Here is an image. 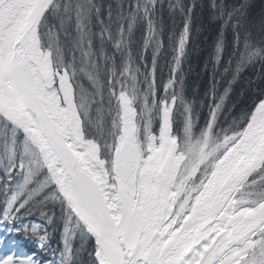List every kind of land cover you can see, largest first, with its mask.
Here are the masks:
<instances>
[{"label": "snow or ice", "instance_id": "6c2138e0", "mask_svg": "<svg viewBox=\"0 0 264 264\" xmlns=\"http://www.w3.org/2000/svg\"><path fill=\"white\" fill-rule=\"evenodd\" d=\"M161 7L128 0L105 16L95 0H0V264L45 252V264H264V98L225 119L229 89H213L201 117L180 75L195 7L181 0L158 96ZM213 8L235 28V72L264 62V42L241 49L245 4ZM224 54L221 35L215 65Z\"/></svg>", "mask_w": 264, "mask_h": 264}, {"label": "trees", "instance_id": "16d2710c", "mask_svg": "<svg viewBox=\"0 0 264 264\" xmlns=\"http://www.w3.org/2000/svg\"><path fill=\"white\" fill-rule=\"evenodd\" d=\"M105 14L109 6L113 12L117 10V6L121 3L126 4V0H95ZM176 0H161V11L159 15L162 17L164 29L165 47L161 51L156 60V81L157 95H164L163 86L167 83L172 70V47L182 31L184 15L179 9L172 10L170 4H175ZM181 4L185 7H192V24L191 38L189 40L186 56L182 61L180 75L183 79V91L187 99L194 100L200 106L203 105L202 100H207V109L204 111L205 116L208 111L209 92L213 89L215 92L222 89L223 94L226 88L229 89V95L226 98L227 105L232 117L242 115L252 109L254 104L264 96V62L256 61L235 72V52L237 50V38L235 28L231 23H224L223 19L217 16L213 4L226 6L228 10L232 7H239L245 4L243 15L241 17V29L239 38L242 42L245 37L250 36L257 44L264 42V0H181ZM94 30H97L94 28ZM222 35L225 44V54L219 65L214 64V44L218 36ZM172 40L169 41L168 37ZM134 39L136 45L142 49V32H137ZM139 49V50H140ZM138 50V49H137ZM139 53V52H138ZM144 61L142 65L144 71L150 70L153 56L152 48L149 47L144 53ZM232 63H229V61ZM228 67L229 72L225 73L224 68ZM216 94V93H215ZM201 117H205L201 113ZM58 211V210H57ZM33 219L32 217L29 218ZM14 226V225H13ZM9 227L6 222H0V229ZM22 235L9 236L8 239H16ZM60 239L59 231L54 232L53 247ZM76 248L80 247V242L76 241ZM86 247L87 244L85 245ZM35 245L30 241L24 242L25 251H32ZM90 248V247H88ZM38 251V250H37ZM48 253H40L39 258L42 264L52 259ZM81 259H84L83 254Z\"/></svg>", "mask_w": 264, "mask_h": 264}, {"label": "rangeland", "instance_id": "374dc122", "mask_svg": "<svg viewBox=\"0 0 264 264\" xmlns=\"http://www.w3.org/2000/svg\"><path fill=\"white\" fill-rule=\"evenodd\" d=\"M128 3V0H126V4ZM136 40L134 39V49H133V51H134V53H138V52H140L141 51V49H140V47L138 46V44L136 45V42H135ZM138 49V50H137ZM140 49V50H139ZM144 57H146V55H144ZM143 66H145V65H142V67H141V72L143 73V72H145L144 71V67ZM221 91H222V89H219V91H217V92H215L216 93V95L217 96H219V95H222V93H221ZM211 92V91H210ZM209 92V93H210ZM262 98H264V96L262 97ZM203 101V105L201 106V113L202 114H204V116H205V110L207 109V107H206V105H207V100H202ZM210 101L211 100H208V105L210 104ZM226 102V101H225ZM206 104V105H205ZM227 107V105L225 104V106H224V113H223V115H224V118L225 119H230V118H232V114H231V112H229V110H228V108H226ZM206 114H207V112H206ZM23 239V237L22 236H20L19 238H18V240H22ZM87 246L88 247H90L91 245H90V242L87 244ZM50 253H48L47 255H49ZM49 256H51V254L49 255ZM52 257V256H51Z\"/></svg>", "mask_w": 264, "mask_h": 264}]
</instances>
